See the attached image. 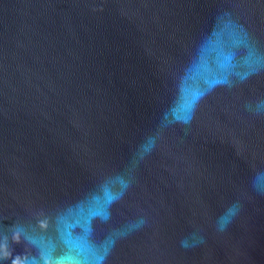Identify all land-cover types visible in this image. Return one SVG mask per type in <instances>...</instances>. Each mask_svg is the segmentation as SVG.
I'll return each instance as SVG.
<instances>
[{
	"label": "water",
	"instance_id": "water-1",
	"mask_svg": "<svg viewBox=\"0 0 264 264\" xmlns=\"http://www.w3.org/2000/svg\"><path fill=\"white\" fill-rule=\"evenodd\" d=\"M17 259L264 264V0H0Z\"/></svg>",
	"mask_w": 264,
	"mask_h": 264
},
{
	"label": "clouds",
	"instance_id": "clouds-1",
	"mask_svg": "<svg viewBox=\"0 0 264 264\" xmlns=\"http://www.w3.org/2000/svg\"><path fill=\"white\" fill-rule=\"evenodd\" d=\"M16 239H17V241H19V237H18V236L16 237ZM13 264H21V262H20L19 259H17V260H15V261L13 262Z\"/></svg>",
	"mask_w": 264,
	"mask_h": 264
}]
</instances>
